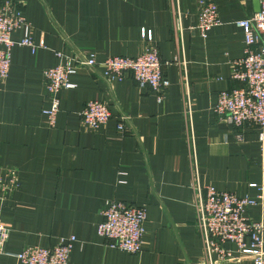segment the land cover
Masks as SVG:
<instances>
[{
	"label": "crops",
	"instance_id": "1",
	"mask_svg": "<svg viewBox=\"0 0 264 264\" xmlns=\"http://www.w3.org/2000/svg\"><path fill=\"white\" fill-rule=\"evenodd\" d=\"M15 1L31 23V36L45 46L32 52L16 43L9 76L0 79V166L16 168L21 182L1 200L9 237L0 264H22L14 254L24 246L50 247L72 234L77 240L68 264L203 261L195 162L202 185L241 196L263 193L246 214L264 222L261 129L237 128L214 111L220 91L241 86L232 77L245 48L236 22L257 12L254 0H212L221 24L206 37L196 28L199 0ZM23 35L18 29L12 39ZM149 45L157 48L170 81L162 101L130 76L108 78L100 65L112 55L138 56ZM56 51L77 58L95 54L99 64L70 76L74 87L60 91L51 126L43 113L51 100L44 71L63 61ZM94 99L112 114L97 130L80 115ZM113 199L147 209L139 253L111 247L97 233ZM238 264H251V258Z\"/></svg>",
	"mask_w": 264,
	"mask_h": 264
},
{
	"label": "built area",
	"instance_id": "2",
	"mask_svg": "<svg viewBox=\"0 0 264 264\" xmlns=\"http://www.w3.org/2000/svg\"><path fill=\"white\" fill-rule=\"evenodd\" d=\"M176 1V0H175ZM260 1V11L252 16L237 20L244 31V54L234 60L232 77L241 82L240 87L222 90L218 94L214 111L225 117L235 127L261 129L264 139V0ZM179 18L180 13L178 14ZM197 26L201 36L221 24L217 4L212 0H199ZM22 29L21 40L14 41V31ZM143 36L147 32L143 31ZM152 40L148 32V41ZM18 43L36 52L45 46L44 40L37 43L31 36V23L27 20L18 2L2 0L0 2V79L9 76L12 48ZM63 60L56 66L44 71L46 89L50 94V105L43 109L51 126L56 123L60 110L59 93L62 89L72 88L70 76L79 69L96 66L95 54L86 58L64 55L56 51ZM184 65L185 62L183 61ZM100 65L105 75L111 79L133 78L140 87H149L159 101L165 97L170 81L164 73V63L157 48L149 45L138 56H108ZM83 122L93 130L106 124L112 114L106 103L94 99L86 103L80 112ZM124 128L123 123L118 124ZM264 170V160L261 162ZM194 204L196 207V225L203 243V261L193 264H238L245 258H251V264H264V222L251 219L246 214L248 207L260 203L263 193L253 197L249 194L217 189L212 185L200 183L197 163H194ZM21 185L18 171L11 166H0V254L9 237V229L1 219L2 201L5 196L15 192ZM255 187L256 184L252 183ZM261 188V187H260ZM262 190V188H261ZM103 219L98 224L97 233L111 247L129 253H139L142 249L144 224L147 209L123 200L113 199L106 203L102 211ZM77 238L70 235L60 238L50 247L27 245L14 255L22 264H68L70 253Z\"/></svg>",
	"mask_w": 264,
	"mask_h": 264
},
{
	"label": "water",
	"instance_id": "3",
	"mask_svg": "<svg viewBox=\"0 0 264 264\" xmlns=\"http://www.w3.org/2000/svg\"><path fill=\"white\" fill-rule=\"evenodd\" d=\"M254 8L257 12L260 11V1L259 0H254Z\"/></svg>",
	"mask_w": 264,
	"mask_h": 264
}]
</instances>
